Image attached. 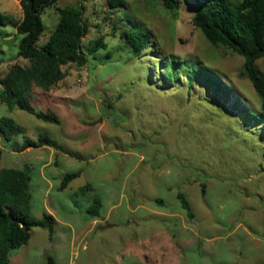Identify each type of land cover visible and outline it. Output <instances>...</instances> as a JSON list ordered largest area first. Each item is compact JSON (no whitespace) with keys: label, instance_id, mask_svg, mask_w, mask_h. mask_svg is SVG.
<instances>
[{"label":"rangeland","instance_id":"rangeland-1","mask_svg":"<svg viewBox=\"0 0 264 264\" xmlns=\"http://www.w3.org/2000/svg\"><path fill=\"white\" fill-rule=\"evenodd\" d=\"M80 1L86 65H66L68 76L49 92L34 86L26 94L37 111L51 110L61 122L11 108L0 96V118L26 129L2 136L0 168L28 166L35 177L38 151L23 153L21 146L26 136L45 134L63 148L52 166L60 181L82 171L67 191L47 196L75 237L70 228L50 235L34 227L28 243L11 250L10 264H264V110L242 74L244 57L213 45L194 26V0H181L179 9L162 0ZM78 4L59 0L45 10L39 46L59 22L57 7ZM0 10L23 18L19 0H0ZM134 24L153 36L141 55L123 35ZM2 28L8 35L0 39V79L17 60L27 63L18 58L17 29ZM100 36L107 46L92 53ZM257 67L264 75V57ZM39 154L47 158L49 151ZM88 183L92 189L75 194ZM95 195L104 198L98 220L88 213ZM36 198L31 214L42 218Z\"/></svg>","mask_w":264,"mask_h":264},{"label":"trees","instance_id":"trees-1","mask_svg":"<svg viewBox=\"0 0 264 264\" xmlns=\"http://www.w3.org/2000/svg\"><path fill=\"white\" fill-rule=\"evenodd\" d=\"M23 10L21 20L3 13L0 10V39L7 36L3 26L12 25L21 36L18 60L7 74L0 79L2 101L9 107L15 106L35 114L39 119L59 124L60 117L53 111H37L26 94L34 86L50 91L68 76L64 67L76 64L83 67L88 61L83 51L82 39L88 33V25L83 18L84 8L80 5L57 7L59 22L50 34L49 39L38 45L45 30L42 15L47 8L55 6L59 0H19ZM169 9H179L181 0H162ZM116 0H111V4ZM196 12L192 18L195 27L202 30L208 40L217 47H226L244 57L242 74L247 76L262 100L264 110V75L257 67V60L264 57V0H194ZM118 3V2H117ZM126 43L137 55L151 47L152 32L134 24L124 29ZM104 37L100 36L91 52L106 47ZM175 60V59H174ZM1 61V58H0ZM192 70V69H191ZM201 74L206 75L202 71ZM194 78V76L192 75ZM217 77H211L217 83ZM26 129L11 118H0V161L3 155L2 136L11 139L10 135L25 133ZM50 146L63 150L59 142L48 135L41 134L37 139L25 137L21 150L30 147ZM72 155V154H71ZM82 171L64 174L59 190H65L69 184L81 175ZM32 174L30 167L0 168V264H10V253L14 248L28 243L34 227L45 228L50 235L55 232L56 218L45 213L42 218H35L32 210ZM92 189L91 184L83 186L79 192ZM206 184L202 183L203 193ZM177 197L190 219L195 217L191 203L182 190ZM162 201V200H159ZM103 206L99 195L93 196L88 213L93 218L101 215Z\"/></svg>","mask_w":264,"mask_h":264},{"label":"crops","instance_id":"crops-1","mask_svg":"<svg viewBox=\"0 0 264 264\" xmlns=\"http://www.w3.org/2000/svg\"><path fill=\"white\" fill-rule=\"evenodd\" d=\"M47 92H49V91H47ZM33 150H36V152L38 151V153H35V154H37V155H35V159H36L35 162H36L37 169L34 168V169H36V171H35V177L33 176V180H32V196L37 197L36 202L38 200L40 203L43 204V211H44L43 213L44 214L45 213H51L52 215H54V217L56 218V221H57L55 228L57 229V227L58 228L60 227V229L57 233H63V232L66 233L68 228L71 229V236H72L71 240L73 241L75 235H74V231H73L74 228H73L72 224L70 222H62L60 220V218L57 217V215H56V204L55 203H53L52 206L47 205V196L50 195L51 191H54V190L60 191L58 188H59V185L61 183L60 177L62 175H60L58 172H55L54 169L52 168L53 163H55V165H56V162L58 163V157H57L58 155H56L58 152H56L57 151L56 149H51L50 146H43V147H38V148L30 147V148H27L26 150H23L21 152L32 153ZM41 150L42 151L43 150L49 151V156L47 158L44 156H40L39 151H41ZM63 154H67V153H63ZM68 162H71V159H68ZM104 169H103V171H104ZM99 170H100V168L98 165L95 170L93 169L92 172L98 173ZM103 171L101 173L102 175H103ZM69 187L70 186H68L62 192L67 191L69 189ZM102 202H104V198L102 199ZM71 211H73L72 208H71ZM99 217H96L95 220H98ZM63 223H68V224L65 225Z\"/></svg>","mask_w":264,"mask_h":264}]
</instances>
